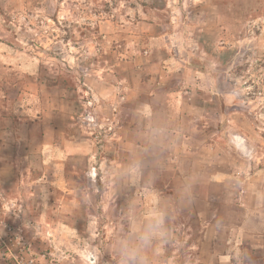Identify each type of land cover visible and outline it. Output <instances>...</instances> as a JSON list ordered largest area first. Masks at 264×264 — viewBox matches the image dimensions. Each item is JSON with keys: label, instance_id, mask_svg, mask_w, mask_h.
<instances>
[{"label": "rangeland", "instance_id": "1", "mask_svg": "<svg viewBox=\"0 0 264 264\" xmlns=\"http://www.w3.org/2000/svg\"><path fill=\"white\" fill-rule=\"evenodd\" d=\"M158 1L0 0V264H264V0H219L227 47L160 85Z\"/></svg>", "mask_w": 264, "mask_h": 264}, {"label": "crops", "instance_id": "2", "mask_svg": "<svg viewBox=\"0 0 264 264\" xmlns=\"http://www.w3.org/2000/svg\"><path fill=\"white\" fill-rule=\"evenodd\" d=\"M156 3L148 6L149 8L142 5L138 10L141 14L139 16L141 20L139 19L138 22H144L155 29L147 35V45L144 46L147 55L152 57L146 60L149 84L151 81L158 83L160 78L166 75L168 77L170 74V77L185 76L184 74L190 72L193 77L202 76L204 71L199 69L192 56H209L217 53L215 49L227 47L225 43L229 38L230 30L221 28V25H229L226 16L222 13L223 5L221 6L219 0H160ZM208 42H213V46H208ZM123 81L125 82L122 83H127L126 79ZM162 82L160 80L159 85ZM136 83L139 87L133 88L139 89L134 91L135 96L138 97L146 91L140 87L146 85V80L141 78ZM168 90L162 94L163 98L161 94L156 95L157 93H151L149 90V93H145L149 94V98L140 105L141 109H137V113H140L146 124L158 117L157 112L153 111V106L159 103L155 99H161L159 103L161 105L165 103L168 105L170 101H165L164 98L173 95L176 104H179V93L171 88ZM152 94L154 95L151 96ZM188 115L181 110V112L165 114L163 118L166 122L175 120L182 122L188 120ZM152 130L154 131V128ZM118 137L120 138L119 135Z\"/></svg>", "mask_w": 264, "mask_h": 264}, {"label": "clouds", "instance_id": "3", "mask_svg": "<svg viewBox=\"0 0 264 264\" xmlns=\"http://www.w3.org/2000/svg\"><path fill=\"white\" fill-rule=\"evenodd\" d=\"M162 220L156 218L152 224H150L145 231V233L141 236V240L143 242H148L151 238L160 234L159 229L161 227ZM123 254L127 258V260H134V253L128 252L127 249L124 250Z\"/></svg>", "mask_w": 264, "mask_h": 264}]
</instances>
